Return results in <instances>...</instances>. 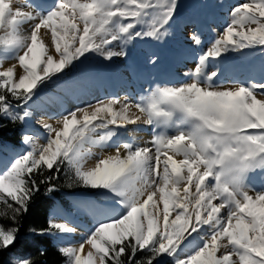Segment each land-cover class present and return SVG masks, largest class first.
<instances>
[{
  "label": "snow or ice",
  "instance_id": "snow-or-ice-1",
  "mask_svg": "<svg viewBox=\"0 0 264 264\" xmlns=\"http://www.w3.org/2000/svg\"><path fill=\"white\" fill-rule=\"evenodd\" d=\"M179 6V0L48 6L25 0L14 7L0 0V120L31 119L29 102L39 90L89 53L112 61L127 57L126 46L137 38L164 39ZM229 17L186 82L157 85L135 103L109 97L65 110L55 124L41 123L44 143L33 133L22 136L25 150L0 172V254L18 242L41 189L59 190L63 171L67 187L105 190L112 201L90 206L92 227L58 248L63 264H264V186L250 183L251 173H264V79L232 86L220 79L228 54L264 48V0L234 5ZM190 39L203 43L196 32ZM7 61L15 63L5 68ZM140 122L153 128L147 144H114L119 130ZM28 231L63 237L78 228L50 217ZM9 264L35 261L13 256Z\"/></svg>",
  "mask_w": 264,
  "mask_h": 264
},
{
  "label": "rangeland",
  "instance_id": "rangeland-1",
  "mask_svg": "<svg viewBox=\"0 0 264 264\" xmlns=\"http://www.w3.org/2000/svg\"><path fill=\"white\" fill-rule=\"evenodd\" d=\"M20 1L21 3L19 6H21L25 2V0H20ZM47 1H49V5L53 2V0H47ZM244 2H247V0H179L180 6L178 8V14L175 17L174 22L171 24V27L169 28L168 35L165 37L171 40V45L164 42L165 38L160 41H157L151 38H143V39L137 38L136 40L132 41L126 46V49L128 51L127 57H118V58H114L112 61H107L96 54L89 53L87 54L88 58L83 60L82 63L80 62L76 63V66L73 69V71L75 72H72L71 74H67V76L64 74H60L59 78H53L52 81H49L46 86L41 88L39 90L38 96L34 97V103L29 102L30 104H33L31 111L33 112L34 110L40 108L37 105V102H39V100H42L44 96L48 94L51 89H60V87H62V85L65 83L64 81L66 80L68 76L74 77L77 75V77H79L82 75H86L87 73L90 72L89 69L91 68L101 69L107 72H112L114 73L115 76L118 75L117 78L119 79V83L121 85L119 97L122 101L131 102L132 99L134 98V92H135L134 89L131 90V88H129L128 86L124 84L126 81H129L126 73H128L129 76L130 75L136 76L137 73L140 74L142 72L148 73L151 71V67L154 65V63L162 58H164L163 62L167 64V65L165 64L166 66H164L165 70L167 69V71L165 72L171 73L176 80L174 83L172 82L168 84H178V83L186 82L188 80L187 74L189 73L190 69L193 68L192 65L196 63V62L193 63V61H197V58L200 52L202 51V50H200V52L198 51L197 57H194L192 53V49L193 47H195L196 50H197V47L202 49L203 45L197 46L191 41L189 37H184L181 31L182 25L179 23V21L180 20L183 21V25H184L186 32L194 28L192 22L195 21L196 19H199L200 23L202 24V26H200V29L202 27L204 30L205 28L209 26V24H211V22H213V24L210 25V27L208 28V31L206 32L207 33L206 39L203 40L204 47H205L207 44H210V41H208L209 40L208 36L211 33L213 34L215 38L227 26L228 20L230 19L229 17L230 9L234 5L244 3ZM28 10L30 11L31 9H28ZM197 24L199 23L196 22V26ZM203 29H201V32H200L201 40L205 37V36H201ZM211 38L212 37H210V39ZM165 49H167L170 53H173L174 57L171 58L170 56H167L166 54H164ZM262 52H264V48L255 47L252 49L244 50L243 55H241L240 53H230L221 61L220 66L222 68V71L225 67H228L227 66L228 64L235 65L237 63L236 64L237 66L235 67L236 69L239 68L237 70L238 72H242L241 73L242 78L240 82H243L242 80L243 79V68L247 69V66H249L252 69V66H254V61H256L255 59L256 55ZM158 53L161 55L160 56L157 55ZM248 56H251L252 60H249ZM262 60L264 61V56L261 58V61ZM131 63H133L135 67L137 66V69H132L130 66ZM249 67H248V70H251ZM220 79H222V77ZM230 80H227L228 83L225 82L226 80H223V79L221 81H223L226 86H232L234 82H238V81H235V79H232L233 81L232 80L230 81ZM251 81L252 79L250 80V78L245 80V82H251ZM131 84L132 83H129V85ZM147 88L148 90H151L150 87H147ZM121 95L124 98V100L121 97ZM24 107H27V106H24ZM46 118H47L46 115L42 116V113H39L33 119V122H35V124L33 123V124H30V126H28L25 122L26 127H25L23 135L25 133H33L37 136V134L42 132V129L39 128L40 124L41 122H44ZM57 118L58 116L52 115L50 116L49 120L52 122V121H55ZM136 126L137 128H134ZM143 126L144 125H134L131 128L130 127L127 128L126 131H124V129L121 130V132L123 135L126 136V134L129 132V129H130L129 133L130 135H133L134 137V138L131 137L130 140L135 139L136 142H139V144H141L142 137L140 135L135 136V133L134 132L132 133V130L133 131L141 130L142 129L141 127ZM45 139H46V133L44 131V134L42 133V140L45 142ZM25 148L26 146L22 143V147L19 149H15L14 154H16L17 156L19 153H22L25 150ZM10 149L11 148L8 146L0 145V154L2 153L10 157L9 156V152H11ZM250 181H251L250 183H252L257 188L264 186V173H261L259 171L251 173ZM81 190L84 192H95L99 194L98 196L101 200L95 199L89 195H85L83 199H85L89 204L100 206V207L101 206L110 207L112 205L111 197L105 190H93V189H85V188H81ZM68 203H69V206L63 209H65L67 212L74 213L75 211L73 210L74 207L72 203L70 201H68ZM68 237L70 236L67 235L63 237H57V239H66ZM13 256H20V255H12L10 259Z\"/></svg>",
  "mask_w": 264,
  "mask_h": 264
},
{
  "label": "bare ground",
  "instance_id": "bare-ground-1",
  "mask_svg": "<svg viewBox=\"0 0 264 264\" xmlns=\"http://www.w3.org/2000/svg\"><path fill=\"white\" fill-rule=\"evenodd\" d=\"M33 2L34 3L43 4L44 6H48L49 5V1H47V0H45V1H43V0H35L34 1L33 0ZM20 3H21L20 0H13V6L14 7H19ZM213 21H215V20H213ZM200 26L201 25L197 24V26L195 28L189 30L188 32L184 31L185 35L190 38L193 32H196L197 33V31H199V30L201 32ZM25 28L28 29V26L26 25ZM45 31L46 30L42 29L41 30V34L43 35ZM206 35H207V33H206ZM210 37H212V38L210 39ZM44 38L46 40L49 39L47 36H45ZM208 38H209L210 41H212L214 39L213 34L211 33L208 36ZM208 45L209 44H207L205 46V48ZM198 51H199V49H198ZM198 51H196L195 48H193V54L194 55H196V53H198ZM159 62L160 61H158L156 64H158ZM12 63H15V61H7V62H5L4 67L6 68L10 64H12ZM262 63L263 62H260V64H257V68H256V70L254 72V74H255L254 75V81H257L258 82V81L264 79V65ZM155 65L152 67V71L155 70L153 72H150V73L142 72L140 74L137 73L138 76H139V81L134 86H135V88L138 87L137 88V95L138 96H137V98L135 97L131 101L132 103L137 102L138 101L137 99H139V97L142 98L143 96L146 95V94H144L145 93V90L143 91V89L144 88H147V85L149 87L151 85V88L152 89L155 88L157 85H164V83L163 82H160V79H159V77L161 75H163L164 70H163V72H162V70H157V67ZM194 65H195V63L192 65V67ZM234 67H235L234 65H229L227 68L224 69L223 74H222L223 79H226L228 75H232V72L234 70H238L239 69V68L238 69H234ZM248 67L249 66H247V69H248ZM247 69L246 68H243V79H242L243 81L250 74V72L247 71ZM165 71H167V69ZM251 71H252V69H251ZM72 72H75V71H73V69H72L71 71L68 72V74H71ZM19 73H20V70L18 68L17 69V74L19 75ZM241 73H237V74L239 76H242ZM234 74H236V73L234 72ZM152 76H155V77L153 78ZM166 76H167V73H166ZM114 77L111 78V76L109 75L108 72H104L101 69L100 70L99 69L90 70V72L88 74H86L85 76H81V77H77V75L74 76V77L68 76L66 78V80L64 81L65 83L63 82L64 84L62 85V87H60V89H51L50 92L48 94H46V97L44 99L39 100V102H37V105L40 108H38L36 110L33 109L34 110L33 111V115L31 117V119H29L28 121H26V124L28 126H30V124H33V123L35 124V122H33V119L39 113H42V116L43 115H46L47 118L44 120V122H48V123L55 124V121L56 120L51 122L49 120L50 116L56 115L59 118L60 115H61V113L64 112L65 110H72V109H75L76 107H83V106H85L88 103H92V104L96 103L98 100L95 101L94 99H92L91 98V95L94 94V93H96V92L98 93V91L100 93H102V95H104L103 96L104 98L118 97L116 95H110V94H114V93L117 94L120 91V85H119L120 83H118V81ZM124 77H126V76H124ZM130 78H134V76H132ZM171 78H172V76L170 75L169 81L173 80V78L172 79ZM126 82H127V84H129V81H126ZM225 82H227V81H225ZM238 82H240V81H238ZM97 89H98V91H97ZM126 90H128V89H126ZM128 92H130V91H128ZM121 97H122V95H121ZM97 99H99V98H97ZM123 100H124V98H123ZM133 111H135V110H133ZM137 125H144V126L141 127L142 129L139 128L141 130H134V131L132 130V133L134 132L135 133V136L136 135H140L142 137L141 144L142 145H145V144H147L148 141H150L152 139V136H153V128H152V126L146 125L143 122H140ZM132 126H134V125H129L128 128L129 127L131 128ZM39 128L42 129V132H40L39 134H37L36 137H37V139L39 140L40 143H44V141L42 140V133L44 134V129L41 127V124H40V127ZM134 128H137V126L134 127ZM121 130H123V129H121ZM121 130H119V135L115 138L114 144L129 141L131 139V137L134 138L133 135H130V133H129L130 132V129H129V132L127 131L128 133L126 134V136L125 135L123 136V134L120 132ZM124 131H126V130H124ZM141 137H139V138H141ZM137 143H139V142H137ZM94 151H99V149H94ZM114 151H115V147L114 146L104 149V153L105 154L111 153V152H114ZM122 151H123V149H122ZM10 154H11L10 157L0 156V172H2V170L6 166L9 165V162H11L14 157H16V154H14L13 151H11ZM94 162H95V158H93L92 160H90L88 162V166H92L94 164ZM70 201H71V203H72V205L74 207L73 208V210L75 211L74 213L73 212L72 213H68V212L64 211L63 209H61L60 207H58V206L57 207H54L51 210V213H50V217H55L57 219H65V220H68V221H70L72 224H74L78 228V231L75 234L69 235L70 237H68L66 239H61L58 242V246L59 247L62 246L63 244L69 243V242L75 243V242L79 241L84 236V234L86 233V231L90 227H92V225L94 223V216L92 214V209L90 207L92 204H89V203H87V202H85L83 200L73 199V198ZM101 207H103V206H101ZM86 251H87V248H86Z\"/></svg>",
  "mask_w": 264,
  "mask_h": 264
},
{
  "label": "trees",
  "instance_id": "trees-1",
  "mask_svg": "<svg viewBox=\"0 0 264 264\" xmlns=\"http://www.w3.org/2000/svg\"><path fill=\"white\" fill-rule=\"evenodd\" d=\"M0 123L6 126L0 129V142L11 143L14 146L20 145L23 124L12 123L9 120H0ZM59 175V190L51 195H46L43 188L41 189L30 212L23 218V227L18 242L9 251L0 254V264H9L12 255L30 257L35 261V264H63L64 257L54 245L55 237L36 236L28 231L30 227H45L50 208L57 202L65 203L66 195L84 192L81 188L67 187L63 171ZM3 223L7 226L10 221L4 220ZM41 249L45 251V255H40Z\"/></svg>",
  "mask_w": 264,
  "mask_h": 264
}]
</instances>
